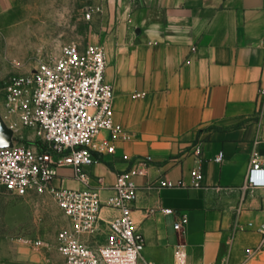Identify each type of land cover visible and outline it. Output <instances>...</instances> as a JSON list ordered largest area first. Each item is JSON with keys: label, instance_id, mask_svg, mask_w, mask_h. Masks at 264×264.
Wrapping results in <instances>:
<instances>
[{"label": "crops", "instance_id": "obj_1", "mask_svg": "<svg viewBox=\"0 0 264 264\" xmlns=\"http://www.w3.org/2000/svg\"><path fill=\"white\" fill-rule=\"evenodd\" d=\"M108 2L105 80L125 134L116 153L99 155L91 176L103 178L107 197L136 157H153L136 177L133 204L143 256L153 264H176L179 244L189 264H264L257 230L264 187L244 188L255 146L264 161V0ZM198 166L200 184L192 174ZM59 172L68 186L84 187L71 168ZM103 213L111 219L116 211ZM180 214L187 221L177 230Z\"/></svg>", "mask_w": 264, "mask_h": 264}, {"label": "built area", "instance_id": "obj_2", "mask_svg": "<svg viewBox=\"0 0 264 264\" xmlns=\"http://www.w3.org/2000/svg\"><path fill=\"white\" fill-rule=\"evenodd\" d=\"M97 11L100 7L91 6L87 18ZM106 66L103 44L69 42L58 55L41 59L33 71L9 77L0 96V113L13 130V145L0 146V188L14 194L52 196L69 221L57 235L58 251L67 264H153L143 256L146 239L133 218L138 197L136 177L147 174L153 157H136L117 175L113 193L107 197L103 196V178L94 179L89 172L99 155L116 153L115 141L125 134L114 118V90L105 80ZM21 129L32 130L37 140L25 142ZM123 158L130 159L128 155ZM222 159V153L214 156L218 162ZM63 167L71 168L72 177L84 187L68 186L69 176L59 172ZM192 174L200 184L201 166ZM161 184L172 185L168 181ZM259 187H264V161L255 146L244 188ZM105 208L116 211L109 220L103 213ZM162 211L175 212L164 207ZM186 221L187 216L180 214L175 229L181 230ZM105 223V241L91 243L90 238ZM257 230L262 247L264 221ZM31 242L43 244L41 239ZM175 258L176 264H189L182 244L177 245Z\"/></svg>", "mask_w": 264, "mask_h": 264}, {"label": "rangeland", "instance_id": "obj_3", "mask_svg": "<svg viewBox=\"0 0 264 264\" xmlns=\"http://www.w3.org/2000/svg\"><path fill=\"white\" fill-rule=\"evenodd\" d=\"M7 2L8 7L0 10V96L11 75L33 71L41 59L58 55L64 44L103 43L102 12L108 0ZM91 6L100 7V11L87 18ZM20 132L25 142L37 140L32 130ZM68 225L49 194H14L0 188V264H67L58 251L57 235ZM106 234L105 223L90 238L91 243L102 244ZM36 239L43 244H32Z\"/></svg>", "mask_w": 264, "mask_h": 264}, {"label": "water", "instance_id": "obj_4", "mask_svg": "<svg viewBox=\"0 0 264 264\" xmlns=\"http://www.w3.org/2000/svg\"><path fill=\"white\" fill-rule=\"evenodd\" d=\"M13 145V130L6 125L0 113V146Z\"/></svg>", "mask_w": 264, "mask_h": 264}]
</instances>
